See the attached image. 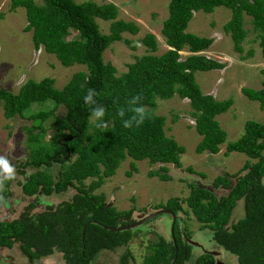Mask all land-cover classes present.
Wrapping results in <instances>:
<instances>
[{
	"label": "trees",
	"instance_id": "1",
	"mask_svg": "<svg viewBox=\"0 0 264 264\" xmlns=\"http://www.w3.org/2000/svg\"><path fill=\"white\" fill-rule=\"evenodd\" d=\"M42 2L37 5L33 0H11L12 9L18 6L25 9V30L32 33L34 48L42 47L64 67L80 64L87 71L73 74L60 90L54 88L49 78L38 82L28 80L17 94L0 88V107L6 119L24 117L30 107L27 88L33 95L42 96L44 101L53 104L50 111L39 110L26 117L31 121V126L25 128L28 156L22 170L17 172L26 180L18 185L29 197L39 192L45 196H63L69 189L75 193L57 208L47 207L36 216L22 215L10 222L0 221V245L11 248L18 244L31 262L58 251L64 264H92L100 252L123 248L120 262L128 264L132 259L127 249L132 231L115 232L111 228L133 223L136 220L133 211H117L105 203L103 193L94 192L106 178L116 174L127 158L133 160L127 176L137 172L135 161L181 168L180 158L185 149L165 134V117L154 114L157 99L169 100L175 95L187 99L195 131L201 137L196 152L212 155L220 152L227 135L216 117L228 111L233 100L218 101L204 94L196 82L195 72L221 70L225 64L201 54L210 48L213 39L196 36L187 32V28L197 11L209 14L217 7L229 9L231 18L223 30L231 37L234 51L244 60L246 15L251 18L264 58V0H170L168 17L161 29L167 51L159 56L137 57L119 76L113 65L104 63L103 53L112 43L122 41L123 33L136 35L139 28L135 23L118 20V9L112 3ZM96 19L110 21L108 34L100 32ZM71 29L77 31L78 39L69 43L67 36ZM125 43L130 45L127 40ZM142 44L151 53L157 51V40L151 33L142 38ZM184 49L191 55L182 60L180 52ZM251 54L249 52L248 56ZM261 75L262 88H242L241 92L264 110V68ZM90 89L96 93L92 98L94 104L85 103ZM60 106L66 109V114L53 119L52 135L45 142L44 123ZM97 106L105 109V115L92 126L90 118ZM140 107L145 112L143 123L137 126L142 117L135 109ZM126 121L131 127L124 126ZM100 124L107 126L100 128ZM231 152L242 153L249 160L241 169L244 175L226 174L213 180L211 187L226 189L227 194L217 197L209 187L189 183L190 193L182 202L199 223L215 229L216 241L237 254L240 264H264V120L261 123L247 121L241 137L226 146L225 155ZM54 166L58 167L56 175L47 171ZM161 170L163 174L149 172L150 177L169 181L167 168ZM187 171L193 173L190 167ZM231 178H236L233 185ZM10 180L6 179L4 184L8 186ZM87 180H90L88 184ZM239 200H243L245 218L233 227L231 234H226L223 226ZM159 208L173 213L181 210L177 198L168 199ZM180 237L176 221L175 244L172 239L166 241L158 237L148 245L141 264H184L188 257L185 248L189 245Z\"/></svg>",
	"mask_w": 264,
	"mask_h": 264
},
{
	"label": "rangeland",
	"instance_id": "2",
	"mask_svg": "<svg viewBox=\"0 0 264 264\" xmlns=\"http://www.w3.org/2000/svg\"><path fill=\"white\" fill-rule=\"evenodd\" d=\"M35 4L42 5V0H33ZM76 3L86 1L95 2L99 5L112 3L118 9V20H124L135 23L139 32L136 35L129 33L122 34V41L112 43L103 53L104 63L113 65L119 76L127 71L128 65L133 63L137 57L145 54L161 55L167 51L168 47L161 33L163 22L168 17V4L170 0H74ZM231 18V11L225 7H217L212 13L197 11L193 14L189 22L187 32L199 37L211 38L213 43L209 49L201 54L208 58L215 59L224 63L225 67L221 70L197 71L195 79L201 91L204 94L212 95L216 100H233L231 108L223 114L216 117L221 128L226 132V140L220 146V152L212 155L207 152L197 153L196 146L201 141V137L194 128V118L192 108L187 99H181L175 95L169 100L157 99V106L154 114L165 117L164 130L168 137H172L176 142L183 146L185 152L181 155V168H176L172 164L151 165L146 160L135 161L137 172H130V164L133 161L127 158L117 169L116 174L111 178H106L103 185L94 193H103L105 203L108 206L116 208L117 211H133V217L144 216L156 211L160 205H164L168 199H185L190 193L189 183H195L199 186L209 187L221 197L227 194L223 188L213 189L211 187L213 180L217 176L243 175L240 172L248 157L242 153L231 152L225 155L226 146L237 141L244 132V125L247 121L261 123L264 120V110H261L259 103L249 100L242 92V88L258 90L262 88L261 69L264 68V58L261 55L258 44L257 33L253 30L251 18L244 16V28L247 36L243 42L244 52L242 56L233 49L231 37L227 35L223 26ZM100 32L109 33L110 21L96 19ZM27 26L25 9L18 6L11 8V0H0V88L17 94L22 87H26L28 80L38 82L44 78L53 80L55 89H62L70 80L73 74L77 72H86V67L80 64H74L70 67H64L58 59L48 54L41 47L38 50L32 43V33L26 31ZM151 33L157 40V51L149 52L142 44V38ZM78 39L77 31L71 29L67 36L70 43ZM129 41L130 45L125 43ZM249 52H252L251 56ZM181 59L191 55L187 49L180 52ZM27 99L30 107L24 117L16 116L12 119H6L3 109L0 107V157L9 161L15 169L14 178L10 180L9 186L0 184V220L12 221L22 215L30 217L36 216L46 210L47 207L57 208L61 203L71 199L75 191L69 189L63 193V196H44L36 194L28 197L23 194L17 181L24 182L26 179L22 175H17L21 171L23 163L28 156L26 146L27 132L26 127L31 126V121L26 118L29 114L39 110L50 111L53 104L44 101L42 96L33 95L30 88ZM66 109L63 106L58 107L44 126L47 133L44 141L52 135L50 127L54 118H63ZM97 119L91 117V125H95ZM103 128V127H100ZM92 131V128H90ZM254 162V161H252ZM162 167L167 168L169 181H161L157 176L150 177L149 172L158 171L163 174ZM190 167L193 173L187 171ZM58 170L54 166L48 173L56 175ZM2 179V177H0ZM236 178H231L234 182ZM90 180L86 181L88 184ZM182 207L188 210L185 204ZM242 208L238 202L235 212ZM186 218V217H185ZM186 223L195 229L198 223L192 218H186ZM154 219L132 229V238L127 246L131 253L132 261L141 263L144 256L148 253L147 247L151 242H156L158 235L170 236L171 217L162 215V220ZM154 224V226H153ZM154 230H150V228ZM166 231V232H165ZM166 238V237H165ZM198 238L203 241L210 239L209 232L199 234ZM123 248L115 251H102L93 260L92 264H121L120 258ZM18 246L11 250L6 256V264H26L19 256ZM38 264H64L61 254L54 255L39 260ZM8 262V263H7ZM5 264V263H4Z\"/></svg>",
	"mask_w": 264,
	"mask_h": 264
},
{
	"label": "flooded vegetation",
	"instance_id": "3",
	"mask_svg": "<svg viewBox=\"0 0 264 264\" xmlns=\"http://www.w3.org/2000/svg\"><path fill=\"white\" fill-rule=\"evenodd\" d=\"M240 172L243 173V175L245 174V172H242L241 170H240ZM23 177H25V176H23ZM25 179H26V177H25ZM18 182H22V181H17V183ZM230 182H231V185H233L235 181L232 182L230 179ZM8 186H9V184H8ZM37 194H41V193L39 192ZM47 197H50V196H47ZM178 201H179L181 210L176 212V213H173L171 210H169L167 208H157L156 211H154V212H157L160 210H168L171 212L170 214L169 213H163V214L157 215L154 218H152V219H154V222L159 221V223L161 224L160 221L162 220V215H168L169 217H171L170 236L168 237V235L166 233V235H164V236L158 235L157 237H162L166 241H169L172 239L174 244H175L174 227H175V224L177 221L178 222V232H180V236H181L180 238H181L183 243H187L189 245L188 248H185L186 249L185 252L188 253V257L185 259L184 264H240V259L237 256V254H233V253L227 251L226 249L223 248V246L221 244H219L216 241V239L214 237L215 229L210 228L208 225H204V224L199 223L188 207H187L188 210H186L182 207V204H185V203H183L182 200H179V199H178ZM166 202H165V204H166ZM238 202L242 204V208L238 209L237 212H235V208H236ZM236 206L233 209V211H232V213L228 219V222L223 226L224 232L226 234H231L233 232V227L245 218L243 200L237 201ZM154 212H152V213H154ZM152 213L144 214V216H142V217L140 216V218L136 217V220L133 223H135L139 220H142L143 218L147 217L148 215H151ZM191 216L198 223V226L195 229L191 228L190 225H188L186 223V221H188L186 218H190ZM152 219H150V220H152ZM150 220H148V221H150ZM0 221H3V220H0ZM148 221H146L143 224H147ZM6 222H10V221H6ZM130 224H132V223H130ZM153 226H154V224H153ZM161 226H162V224H161ZM148 228H150V227H148ZM150 230L155 231V228L154 229L150 228ZM204 232H209L210 239H208L207 241H203L202 239L200 240L198 238L199 234L201 235ZM16 246H18V244H15L11 248H9L6 245H0V264H4V263L6 264V256H8L9 252L11 250H14L16 248ZM18 249L20 251L19 256H21L24 260H26V264H38L40 262L39 260H42L44 258H48V257L54 255L55 253H59L58 251H54L52 254L43 256V257L36 259L33 262H31L29 260V258L27 257V255H25L21 252L19 246H18ZM61 258H62V256H61ZM62 260H63V258H62ZM142 261H143V259H142ZM132 262H133V264L134 263H136V264L142 263V262L137 263L134 261H132ZM63 263H64V261H63Z\"/></svg>",
	"mask_w": 264,
	"mask_h": 264
},
{
	"label": "clouds",
	"instance_id": "4",
	"mask_svg": "<svg viewBox=\"0 0 264 264\" xmlns=\"http://www.w3.org/2000/svg\"><path fill=\"white\" fill-rule=\"evenodd\" d=\"M96 95L95 90H89L88 94L85 96V103H89V104H94L93 102V96ZM140 97L137 96L136 100H139ZM135 102V101H133ZM135 111L137 113H139L141 115V121L137 124V126H139V124L143 123V117H144V108L140 107V108H136ZM105 115V109L103 107H99L97 106L96 108L93 109L92 111V116L93 118L97 119V120H101ZM121 115H123V112H121ZM99 127H106V124H100L98 125ZM125 127H131V125L126 121L124 123ZM15 175V169L12 167V165L9 163V161L7 159H5L4 157H0V177H2V179H0V184L3 183V180L6 179H13Z\"/></svg>",
	"mask_w": 264,
	"mask_h": 264
},
{
	"label": "water",
	"instance_id": "5",
	"mask_svg": "<svg viewBox=\"0 0 264 264\" xmlns=\"http://www.w3.org/2000/svg\"><path fill=\"white\" fill-rule=\"evenodd\" d=\"M163 213H171L170 211L168 210H160V211H157V212H154L152 213L151 215H148L147 217L143 218L142 220H139L135 223H132V224H129V225H126V226H123V227H118V228H111L112 231H115V232H121V231H127V230H132L140 225H142L143 223H145L146 221L154 218L155 216L157 215H160V214H163Z\"/></svg>",
	"mask_w": 264,
	"mask_h": 264
}]
</instances>
